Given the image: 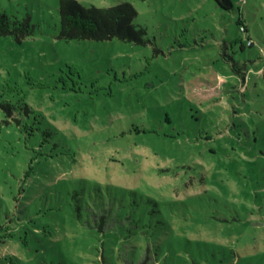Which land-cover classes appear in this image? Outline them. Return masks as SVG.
<instances>
[{
    "label": "rangeland",
    "instance_id": "374dc122",
    "mask_svg": "<svg viewBox=\"0 0 264 264\" xmlns=\"http://www.w3.org/2000/svg\"><path fill=\"white\" fill-rule=\"evenodd\" d=\"M60 1L0 0L34 29L0 37V264H264V0H76L140 43L62 38Z\"/></svg>",
    "mask_w": 264,
    "mask_h": 264
},
{
    "label": "trees",
    "instance_id": "16d2710c",
    "mask_svg": "<svg viewBox=\"0 0 264 264\" xmlns=\"http://www.w3.org/2000/svg\"><path fill=\"white\" fill-rule=\"evenodd\" d=\"M218 7L225 11H232L235 8L234 0H214ZM61 37L71 40H95L106 41L118 38L124 42L140 43L142 30H138L133 24L137 16L136 9L130 3H122L116 6L100 8L97 6H84L76 0H61L59 6ZM240 31L247 33L241 18L237 21ZM34 29L30 22V17L19 20L10 18L7 14L0 12V37L14 36L21 42L27 37L33 35ZM249 40V39H247ZM254 44L247 45L252 47ZM246 73L241 74V79L246 78ZM25 113L28 115L33 112L31 106L23 103ZM6 111L7 116L19 123L18 118L14 117L15 106L11 102L1 105ZM7 123H11L8 121ZM22 133H26L22 130ZM36 133L35 130L26 134L28 138ZM13 234H7L4 237H12ZM0 236V244L4 243V238Z\"/></svg>",
    "mask_w": 264,
    "mask_h": 264
},
{
    "label": "built area",
    "instance_id": "2783aa9c",
    "mask_svg": "<svg viewBox=\"0 0 264 264\" xmlns=\"http://www.w3.org/2000/svg\"><path fill=\"white\" fill-rule=\"evenodd\" d=\"M251 43H253V41H252L251 39H249V40L247 41V45H251Z\"/></svg>",
    "mask_w": 264,
    "mask_h": 264
}]
</instances>
